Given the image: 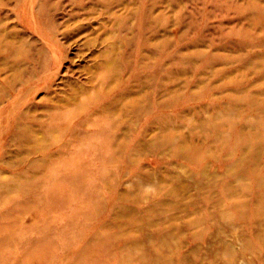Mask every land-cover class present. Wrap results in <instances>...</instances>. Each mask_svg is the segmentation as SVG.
<instances>
[{
	"label": "rangeland",
	"instance_id": "374dc122",
	"mask_svg": "<svg viewBox=\"0 0 264 264\" xmlns=\"http://www.w3.org/2000/svg\"><path fill=\"white\" fill-rule=\"evenodd\" d=\"M0 39V264H264V0H0Z\"/></svg>",
	"mask_w": 264,
	"mask_h": 264
},
{
	"label": "bare ground",
	"instance_id": "6f19581e",
	"mask_svg": "<svg viewBox=\"0 0 264 264\" xmlns=\"http://www.w3.org/2000/svg\"><path fill=\"white\" fill-rule=\"evenodd\" d=\"M0 43L2 44V46H4L2 39H0ZM0 49H2L1 46H0ZM101 134H102V133H101ZM133 247H134V246H133ZM122 255H123V254H122Z\"/></svg>",
	"mask_w": 264,
	"mask_h": 264
}]
</instances>
